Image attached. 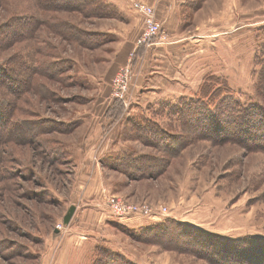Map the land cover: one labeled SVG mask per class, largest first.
Listing matches in <instances>:
<instances>
[{
  "label": "rangeland",
  "instance_id": "obj_1",
  "mask_svg": "<svg viewBox=\"0 0 264 264\" xmlns=\"http://www.w3.org/2000/svg\"><path fill=\"white\" fill-rule=\"evenodd\" d=\"M77 1L0 0V264H55L69 235L83 247L72 252L71 264H92L97 257L122 264L230 262L135 240L170 221L192 237L200 233L227 244L235 259L264 246V150L250 148L264 146V139L247 138L237 121L216 129L204 121L206 136L220 131L234 140L193 138L155 176L130 178L108 165L120 167L126 152L166 154L188 119L219 115L224 103L245 108L261 102L256 83L264 0H93V6L90 0L87 12L62 8ZM55 3L64 10L53 9ZM145 3L153 12L140 7ZM149 20L159 22L158 35L137 44ZM64 22L84 44L54 31ZM52 61L59 63L52 77L32 73ZM127 62L126 90L117 98L113 79ZM154 74L165 83H155ZM211 75L229 91L209 101L197 96ZM141 89L149 94L142 98ZM139 99L157 103L140 108L134 105ZM50 121L67 130L45 132ZM111 196L166 212L121 217L107 206ZM96 245L105 255L94 251Z\"/></svg>",
  "mask_w": 264,
  "mask_h": 264
},
{
  "label": "trees",
  "instance_id": "obj_2",
  "mask_svg": "<svg viewBox=\"0 0 264 264\" xmlns=\"http://www.w3.org/2000/svg\"><path fill=\"white\" fill-rule=\"evenodd\" d=\"M90 0H79L77 3L70 2L69 4L71 7H62L64 9H73V10H79L83 12L89 11V4ZM92 6H93V0H91ZM54 4V3H52ZM67 5V4H66ZM55 8L58 10H64L60 8L57 3H55ZM92 10V9H91ZM94 14H97L96 11H94ZM54 31L59 33L63 37L67 38H73L75 41H78L79 43H83V38L79 39V35H77V32L75 28L69 27L68 23L64 22L62 25L59 23L54 24ZM72 30V31H71ZM10 35H13L10 34ZM18 37L22 35V31H18L16 34ZM79 36V37H78ZM5 42L4 39H0V43ZM260 59L258 63L260 64L259 69L257 71V83H256V93L257 96L261 98V102L249 105L248 107L243 108L241 105L238 104L236 108H233L231 105H225V103L222 105V109L218 115L216 113L215 115H209V116H201L197 115L198 119L194 120H187V128L186 131H184V135L176 137V140L179 141L178 145L174 148L172 147L170 150H166V154L164 155H158V154H142V155H135L133 153L126 152L122 155H119L120 160V167L111 164H108L110 168L119 170L123 173H125L130 178H147L151 176H155L159 174L160 172H163L167 163L170 161V159L177 157L183 147L188 144L191 139L193 138H209L212 140H234V134L228 135L227 133L222 134L220 131H215V136L211 137L210 135L206 136L207 133H204L201 129V125L204 121H208L210 124L214 125V129L217 127H223L229 123V121H237L240 131L242 133L247 134V138L249 136H252V139H264V49L260 51ZM263 56V57H262ZM34 63L36 65L44 64L41 61L34 60ZM59 63L58 62H51V65H42L46 67V70L42 68V66H38L35 69L33 68L32 73H38V75H43L49 77L50 74L52 75V67H56ZM50 71V72H49ZM52 71V72H51ZM52 77V76H50ZM16 83L18 80H14ZM214 81L221 83V86H216V83H213ZM223 83V84H222ZM19 84V83H17ZM223 86V87H222ZM32 85V89H33ZM41 88V87H40ZM228 87L226 85V82L224 80H220L215 76H209L208 78H205L204 81L200 84L198 95L199 98H207V100H215L217 99L220 94L222 93H228ZM23 93V92H22ZM14 94V93H13ZM14 98L19 97V93L14 94ZM21 95V94H20ZM13 100V99H12ZM16 99L13 100V105L16 104ZM15 107V106H14ZM231 113H234L233 116H231ZM45 132L50 130H59V131H66L68 125L64 124H58L53 121H50V123H45ZM236 125V123H234ZM72 126V125H70ZM74 126V124H73ZM232 133V132H230ZM249 133V134H248ZM186 134V135H185ZM259 138H258V137ZM178 138V139H177ZM250 139V138H249ZM249 139L243 140V144L249 146L250 142ZM148 142V141H145ZM151 142V141H150ZM154 144V143H153ZM161 145L157 144L155 145V148L159 150ZM253 149H260L264 150V146L262 144H258L257 146L254 145L250 147ZM163 156V157H161ZM166 156V157H165ZM169 157V158H168ZM123 161H125L123 163ZM74 207L70 206L67 210V212L63 216V221L67 222L73 212ZM178 232V233H177ZM177 233V234H176ZM202 234L199 233V236L192 237L193 232H190L189 230L182 229V226L178 222H171L170 223H158L153 228H149L146 230V232L139 233L135 235V240L147 242V243H155L160 244L166 249H176L178 251H185L189 253L196 254L198 256L207 258V259H213V260H220V261H226L229 260L230 262H227L226 264H264V255L261 256L263 251H261L260 248H263L264 246L258 245L253 246L250 250H245L244 252L248 251L244 256L241 258L245 259L244 262L241 258L238 257V259H235L234 257H231L230 250H225L227 248V244L215 242L212 241V239L205 238L206 236L202 237L200 236ZM194 238V239H193ZM264 243V241H262ZM264 245V244H263ZM226 246V248H225ZM100 248L97 247V245L94 248V251H100ZM106 250V249H104ZM100 251L103 255H105L106 251ZM200 250H205V253L202 254ZM107 252H109L107 250ZM259 254V255H258ZM250 256V257H249ZM246 257L248 259H246ZM111 258V257H109ZM254 258L257 259L256 262H252ZM111 260H108L107 258L104 259L102 257L94 258L92 264H122L118 263L117 261L110 262ZM215 262V261H214ZM218 262V261H217ZM220 263V262H219ZM128 264V263H127ZM217 264V263H216Z\"/></svg>",
  "mask_w": 264,
  "mask_h": 264
},
{
  "label": "built area",
  "instance_id": "obj_3",
  "mask_svg": "<svg viewBox=\"0 0 264 264\" xmlns=\"http://www.w3.org/2000/svg\"><path fill=\"white\" fill-rule=\"evenodd\" d=\"M134 7V4H133ZM141 8L152 11V7L147 3L140 5ZM151 14V13H150ZM159 22L156 20H149L147 23V29L137 40V44H148L153 41L159 32ZM133 54V52L131 53ZM130 74V63L120 66L114 76L112 83V94L117 98H122L126 90L127 80ZM110 197L108 200V208L115 214L121 217H137L139 215L155 217L157 215L166 212V207L152 208L149 205L137 206L131 203H122L121 198ZM62 224H58V228H61Z\"/></svg>",
  "mask_w": 264,
  "mask_h": 264
},
{
  "label": "crops",
  "instance_id": "obj_4",
  "mask_svg": "<svg viewBox=\"0 0 264 264\" xmlns=\"http://www.w3.org/2000/svg\"><path fill=\"white\" fill-rule=\"evenodd\" d=\"M171 16V15H170ZM176 16L174 15V18H175ZM170 19H171V17H170ZM174 19H173V17H172V21H173ZM174 38H176L174 35H173V38L172 39H174ZM154 75H156V77L154 78V80H156L157 79V76L159 75V74H154ZM170 74H168V73H164L163 74V77L164 76H169ZM165 79L163 78L162 79V81L161 82H159L158 80H156L155 81V83H159V85L161 86V85H163L165 82ZM149 86H153V85H149ZM147 87V86H146ZM142 90V89H141ZM161 91H164V88L163 87H160V89L157 91V92H160L161 93ZM142 98L144 97V94L146 93V95L145 96H147V94H149V90H145V89H143L142 90ZM157 102L156 101H154L153 99L152 100H143V99H139L138 101L136 100L135 101V103H134V105L136 104V106L137 107H140V108H152V107H154L155 106V104H156ZM152 104V105H151ZM134 105H132V108L133 107H135ZM142 106V107H141ZM131 108V109H132ZM103 125H107L106 127H108V126H110V124L108 123V122H104V124ZM109 128V127H108ZM110 136H111V134L109 135V138H106V137H104V138H106V140H109L110 141ZM108 141V142H109ZM103 145H106L105 143L103 144ZM99 148H101V147H99ZM98 147L96 148L97 150L99 149ZM97 153H99L98 151H97ZM100 154V153H99ZM97 169V168H96ZM69 238H70V240H75L76 238H74V237H71L70 235H69ZM67 239V238H66ZM65 239V240H66ZM72 241H69V239H67V241H66V243H65V245L59 250V254H60V259L59 260H57L56 262H55V264H71L72 263V252L73 251H77V250H80V249H82L83 247H81L80 248V246L77 248V245H75ZM69 242V243H68ZM94 244L95 243H93V246H92V248L94 247ZM86 251H87V248H86ZM79 252V251H78ZM90 253H91V251H89ZM75 262V261H74ZM73 262V264H75ZM81 264H85V263H81Z\"/></svg>",
  "mask_w": 264,
  "mask_h": 264
}]
</instances>
